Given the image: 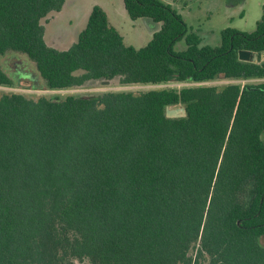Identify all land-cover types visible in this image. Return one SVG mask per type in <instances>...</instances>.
<instances>
[{"label":"trees","instance_id":"16d2710c","mask_svg":"<svg viewBox=\"0 0 264 264\" xmlns=\"http://www.w3.org/2000/svg\"><path fill=\"white\" fill-rule=\"evenodd\" d=\"M123 1L131 18L162 24L142 47L94 6L58 49L43 20L66 0H0V57L27 55L47 90L264 78V13L213 46L171 4ZM16 84L0 62V86ZM177 106L187 115L168 117ZM263 238L264 82L0 93V264H264Z\"/></svg>","mask_w":264,"mask_h":264},{"label":"rangeland","instance_id":"374dc122","mask_svg":"<svg viewBox=\"0 0 264 264\" xmlns=\"http://www.w3.org/2000/svg\"><path fill=\"white\" fill-rule=\"evenodd\" d=\"M169 3L184 18L189 28L197 32L204 44L220 45L221 32L233 27L242 31H252L264 13V0H162ZM94 6L102 7L112 25L123 35L127 45L137 48L147 44L153 34L162 27L161 22H154L146 17L133 19L128 14L123 0H66L59 11L51 12L43 20L47 43L58 49H68L86 26L90 12ZM242 12L244 14L242 15ZM186 47L185 40L176 43L175 48ZM264 59V55H263ZM0 62L7 72L17 80L16 86H0L2 92H20L32 98L46 96L49 98H65L69 95L93 96L108 91H131L140 94L152 89L175 88L210 85L222 87L231 83L258 85L264 78L248 80L218 78L206 82L170 81L162 84H129L119 85L98 83L92 86L73 87L68 89H39L43 79L39 75L34 62L27 55L8 52L0 57ZM264 242V238H263ZM76 264H91L77 262Z\"/></svg>","mask_w":264,"mask_h":264},{"label":"water","instance_id":"95a60500","mask_svg":"<svg viewBox=\"0 0 264 264\" xmlns=\"http://www.w3.org/2000/svg\"><path fill=\"white\" fill-rule=\"evenodd\" d=\"M239 58L241 60L250 61V62H257L258 60V53L251 51V50H240L239 51ZM104 83H109V81H103ZM251 89H258V86H252ZM166 115L168 117L174 118V117H185L187 115L186 109L183 106H177V107H167Z\"/></svg>","mask_w":264,"mask_h":264}]
</instances>
